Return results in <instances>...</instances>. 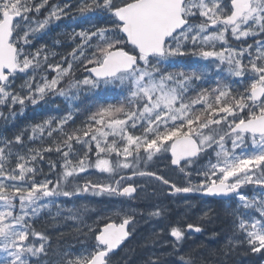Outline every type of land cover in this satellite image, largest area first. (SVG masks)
I'll return each instance as SVG.
<instances>
[{
	"label": "snow or ice",
	"instance_id": "snow-or-ice-1",
	"mask_svg": "<svg viewBox=\"0 0 264 264\" xmlns=\"http://www.w3.org/2000/svg\"><path fill=\"white\" fill-rule=\"evenodd\" d=\"M72 7L70 0H0V120L7 124L24 115L28 103L36 106L49 97L71 101L82 88L118 90L121 98L115 103L100 98L78 127H71L72 112L31 126L27 139L43 140L46 134L52 140L47 147H27V128L12 139L0 138V264H33L31 258L39 264L40 256L48 254L47 237L30 224L49 205L46 198L91 194L135 200L144 183L153 180L166 186L161 190L169 196L235 198L233 235L223 254L240 247L264 255V0H80L76 7L84 20L99 16L104 26L73 29L76 47L70 60L61 58L67 66L49 63L55 53L44 44L33 47L34 41L68 17ZM228 34L239 47L229 46ZM189 54L211 61L224 76L208 87L200 82L210 73L166 71L174 57ZM73 62L88 75L65 88L62 81L72 75ZM225 76L237 79L242 88L234 91ZM17 79L24 81L19 92ZM53 151L59 164L44 155ZM45 160L55 180L36 179L43 175L38 165ZM154 160L178 170L187 182L178 185L149 170ZM93 171L101 175L93 179ZM193 173L201 179L191 180ZM137 178L146 179L137 183ZM246 186H253L251 198L241 191ZM68 211V219H79L74 208ZM136 211L122 206L102 218V227L89 226L94 243L75 256L63 253L58 264H111L112 255L133 235ZM165 211L157 205L148 215L164 218ZM203 231L199 223L168 225L172 239L164 244L172 251L159 256L178 257L174 264H207L202 252L183 247L192 233ZM153 256L149 264H160L159 256Z\"/></svg>",
	"mask_w": 264,
	"mask_h": 264
},
{
	"label": "trees",
	"instance_id": "trees-1",
	"mask_svg": "<svg viewBox=\"0 0 264 264\" xmlns=\"http://www.w3.org/2000/svg\"><path fill=\"white\" fill-rule=\"evenodd\" d=\"M51 3H63L64 0H50ZM71 2V0H70ZM72 4V3H71ZM72 11L68 17H65L61 20L60 24L55 28V25H52L50 29L47 30V32L43 35H38L37 39L34 41L33 47H39L41 44H44L47 46L48 52L55 53V56H49V63H56L60 62L62 63V66H67L66 63H63L61 60L62 57H67L69 60L71 57L69 56V53H71L72 49L76 47V44L73 43L72 34L73 29L79 30L80 28L88 29L94 31L97 27H103L104 21L100 19L99 16H94V18L90 21L84 20V17L77 13L73 8L76 7L72 5ZM77 9V7H76ZM45 11L42 9V12ZM30 15H35V13H31ZM85 15H93L91 13L85 14ZM75 16L76 20L74 21L72 17ZM78 21H83L81 23H78ZM211 69V70H210ZM181 70L188 71L189 74H191V71H197V72H204V73H210L207 76V79L204 81H201L200 83L204 84L205 86L211 87L214 86L215 80L217 76H224L223 73H216L215 67L212 64L211 61H204L200 60L198 58H193L191 56L184 57L181 60H175V63L168 67L166 71L169 72H180ZM55 75V73H49V76ZM86 75L84 74L83 68L79 65L78 62H73V70L72 75L69 77H66L64 81H62V86L67 88L69 82L74 83L76 80L80 79L82 80ZM225 80L231 81L232 88L235 91V86L237 84V80L235 81L231 77H224ZM23 79L20 81H16V91H21V85L23 84ZM75 90H73L74 92ZM118 90L110 91L108 93L100 92L97 93L95 90H87V89H81L79 92V95L76 99H73L71 101L65 99L64 97L56 96V97H49L47 102L45 103L42 101L40 104L36 106H32L29 111L27 112V116H17L14 120H9L7 124L3 122V120H0V138H8L12 139L16 134H18L22 129H29V131L25 134V143L27 147L32 148H43L47 147L49 144L52 143V140L47 138L45 134V138L43 140L36 139L34 141H29L27 139V136L30 133L31 126L42 123L46 118L49 117H60L65 115L68 112H72L74 117V123L71 125V127H78L81 125V123L86 119L89 110L94 109L95 105L97 104L98 100L102 97H106L109 101L115 103L117 99H120L121 97L117 95ZM18 105L16 106V110ZM199 107V106H197ZM4 113L7 114L8 109H3ZM21 120V121H20ZM25 120H28L29 123H26ZM24 123V124H23ZM69 128V131L71 130V127L67 126ZM138 134V133H137ZM59 138V137H57ZM111 139V138H110ZM19 147V146H17ZM27 147L23 149V151H27ZM77 148L79 145L76 146ZM46 157H50L51 160L56 161L57 164L60 163V157L58 154L53 151L51 153H44ZM15 157H12V164L14 166ZM42 164L38 165V167L43 168V175L39 174L37 175L36 179L42 180L43 176L49 172L48 168V161H42ZM59 171V169H57ZM53 175H49L50 179L55 180L53 178L54 175H56L55 172H51ZM174 207H171L168 205L166 207L167 210L173 209ZM198 208V204L194 205V209L196 210ZM232 210H226L224 208L217 209L212 211L206 218L203 217L201 222L203 223V234H202V243L197 244L193 248H195L198 252H202L207 264H262L264 261V255L262 254H252L251 252L245 253L244 248L237 247V249L233 252H231L230 255L225 256L223 254L224 246L228 242V238L233 235L232 230V224L234 217L231 215ZM184 219V217H183ZM46 221V217H42L41 219L34 220L33 225L36 226V228L39 231H42L46 228L44 225ZM208 221V222H207ZM193 223V219L191 217H187V223ZM208 223V224H204ZM147 226V225H146ZM145 226V227H146ZM144 226H142V229H145ZM47 231V229H45ZM217 233L218 235L213 238L212 234ZM134 236H141L139 233H136V231L133 232ZM143 235H146L143 233ZM146 236H144L145 238ZM53 241H57V237L52 236L51 237ZM32 240V238L30 237ZM145 239L149 240H143L137 245V247L134 246V248L126 253V255L130 254L129 260L122 261V264H146L145 261L140 262L142 258V254L144 255L147 253V247H150L153 243L152 239L150 237H146ZM165 239L162 238L161 242L164 243ZM226 241V242H225ZM203 245V247H200ZM166 249H163L162 251H167L170 249L169 246H165ZM246 247V246H245ZM50 250H53L54 252L61 250V245H50ZM136 250V251H135ZM172 249L169 251L171 252ZM139 260V261H138ZM138 261V262H134ZM178 260H175V262ZM166 264H174V261L167 260L165 261ZM34 264V261H33ZM149 264V262L147 263Z\"/></svg>",
	"mask_w": 264,
	"mask_h": 264
},
{
	"label": "rangeland",
	"instance_id": "rangeland-1",
	"mask_svg": "<svg viewBox=\"0 0 264 264\" xmlns=\"http://www.w3.org/2000/svg\"><path fill=\"white\" fill-rule=\"evenodd\" d=\"M219 44V42H218ZM220 45V44H219ZM233 48H235L234 46H232ZM211 158L213 160H215V153H211ZM209 159V157L204 161V162H207V160ZM153 171H159V172H162V174H164L166 177H169L170 179L173 180L174 177H176V173H174L173 171L170 170V168H166L164 166V161L162 160H154L153 161ZM143 180H138V183H142ZM160 185L155 182V181H152L151 183H144V186L142 187L141 189V195L140 197L141 198H145V199H153L155 204H158L159 201L163 200L165 197H166V194L163 195V191L161 189H163L161 186L159 187ZM154 191H153V189ZM252 189H253V186H252ZM251 189V191H252ZM253 195V191L250 193V195H247L249 198H251V196ZM183 204V201H177V200H172V199H169V198H166L162 203H161V207L165 208L170 205L171 207H174V208H179L181 207V205ZM235 204L237 205V201L235 199ZM186 206L187 207H190L191 204L190 202H186ZM55 207L57 210L56 211H52V208ZM125 207H127V204H125ZM82 208V206H80V209ZM139 208H143V205H140ZM48 211L49 212V227H55L56 230L58 231V233L62 232L64 230H66L67 228H70L71 227V219H68L67 217L70 216V212L69 213H66L64 208L61 207V204H57L56 202H49V205L47 207H44L41 209L39 215H41L42 213H44L45 211ZM39 215L37 216H33L31 218V220L33 219H36L39 217ZM254 215V214H253ZM147 223L145 224H137L135 223L134 225V231H136V233H139L141 235L143 229H142V226H146ZM34 231L36 232H39L38 230L36 229H33ZM68 232V231H67ZM41 233V232H39ZM42 234V233H41ZM155 234V237L154 239H156V241H159L157 239V235H161L162 233L159 231L157 233H154ZM44 235V234H43ZM46 236V235H45ZM152 238V237H150ZM165 240H167L165 237H163ZM34 240L32 241L33 243H35L36 246H39L40 245V241L36 238H33ZM49 240H47L45 242V246L47 248V255H41L40 258H39V264H58V262L60 261V259L62 258V254L63 253H69L73 256H75L76 254L80 253L83 251V249L88 246L86 245V243H78V244H74V243H69V240L68 242H66L65 246H63L62 250L61 251H56L54 252L53 250H50L48 248L50 242H51V245L53 246L54 243L56 245H59L61 243V239H57V241H52L51 238H49ZM191 241V240H190ZM199 240L194 237L192 238V241H191V244H198ZM226 242V241H225ZM165 246H169L168 244H164L161 242L158 243V245L156 246V249L160 250L161 247H165ZM50 250V251H49ZM33 261H34V264H35V259L36 258H31ZM120 260V259H119ZM118 260V261H119ZM117 261V262H118ZM140 262H142V260H140ZM164 263V261H162Z\"/></svg>",
	"mask_w": 264,
	"mask_h": 264
},
{
	"label": "flooded vegetation",
	"instance_id": "flooded-vegetation-1",
	"mask_svg": "<svg viewBox=\"0 0 264 264\" xmlns=\"http://www.w3.org/2000/svg\"><path fill=\"white\" fill-rule=\"evenodd\" d=\"M94 173H96V172L93 171V172L91 173V175H92V178H93V179H96L97 176H96V174H94ZM97 174H98L99 176L101 175V174H99V173H97ZM191 178H192V177H191ZM194 178H195V177H194ZM187 179H188V177H179V180H178V181H175V182H176L177 184H179V185H183V182H184V184H185V183L187 182V181H186ZM185 181H186V182H185ZM79 182H80V181H79ZM80 183H83V181H81ZM85 195H87V194H83L80 198H84ZM97 198H98V196H93V195H92V198H91L92 201H91L90 207H95V206H97V207L99 208V210H97L96 212H92L93 215H95V213H97V214H101L102 216H110V215H112L113 210L118 209V208H121L122 206L125 207L124 204H126V203H128V202H131V200H126L125 198H122V197H112V198H109V197H107V196H103V198H102V197H100L99 199H97ZM172 198H175V197H172ZM175 199H177V198H175ZM77 200H78V198H77ZM106 200H107V201L110 200V201L112 202V204L106 202ZM206 201H208V200H203V202H205V203H206ZM132 202H134V201L132 200ZM105 205H108V208H105ZM140 205H142V204H140L139 202H137V206L140 207ZM73 208H74V207H73ZM74 209H75V208H74ZM139 209H140L141 212H142L141 216H143L145 213L148 214V212L152 210V209L147 210V209H145V208H139ZM75 210H76L77 215H79V210H78L77 208H76ZM106 210H112V211L110 212V211H106ZM85 213H88V208L86 209ZM137 218H138V217H135V223H136ZM112 219L118 221V218L115 217V216H112ZM185 220H187V219H185ZM176 221H177L176 219L170 220V218H169V220H168L167 222H165V224H163V226H160L161 223H157V225L159 226V227H157V228L159 229L158 232H159L160 229H162V228L165 229V232L162 233V234L160 235V237L157 238L159 241H157V242H155V243H152V245L148 248V250L151 251L152 254H154V252H162L163 249H166V247H161V249L158 250V249H156V246L158 245V243L161 244V240H162L163 237H165L167 240H171V239H172L170 236H168V235L166 234V233H167V227H168V225H170V224H175ZM179 221L181 222L182 225L187 223V222H184V221H182V220H179ZM73 222H74V224H75V226H76V229H77L78 220H73ZM102 222H104V220L100 219V220H99V223H96V221H95V217H94V216H92L91 218L88 217V219H87V226H91L92 228L95 229V228H97L98 226H100V224H101ZM191 223H192V222H191ZM97 224H98V225H97ZM202 226H203V225H202ZM195 236H196V235L192 234V237H191L190 239H187V240L184 242L183 247H185L186 244H189V243L192 241V238H194ZM75 237H76V236H75V234L73 233V240H72V241L75 242V244H77L78 241H77V238H75ZM139 240H142V241H143V240H147V239H145V238H142V239L137 238V239H135L134 241H139ZM190 240H191V241H190ZM147 241L149 242V240H147ZM152 241L154 242L153 239H152ZM91 244H92V242L88 243L87 245L90 246ZM168 245H169V247H171L170 244H168Z\"/></svg>",
	"mask_w": 264,
	"mask_h": 264
},
{
	"label": "water",
	"instance_id": "water-1",
	"mask_svg": "<svg viewBox=\"0 0 264 264\" xmlns=\"http://www.w3.org/2000/svg\"><path fill=\"white\" fill-rule=\"evenodd\" d=\"M183 194H184V193H183ZM201 196H204V195L201 194ZM204 197H207V196H204ZM209 197H211V196H209ZM214 198H216V199H226V198H223V197H214ZM120 247H121V246H120ZM118 250H119V249H117L116 252H117ZM116 252H115V253H116Z\"/></svg>",
	"mask_w": 264,
	"mask_h": 264
},
{
	"label": "bare ground",
	"instance_id": "bare-ground-1",
	"mask_svg": "<svg viewBox=\"0 0 264 264\" xmlns=\"http://www.w3.org/2000/svg\"><path fill=\"white\" fill-rule=\"evenodd\" d=\"M211 70V69H210ZM21 121V120H20ZM24 124V123H23Z\"/></svg>",
	"mask_w": 264,
	"mask_h": 264
}]
</instances>
